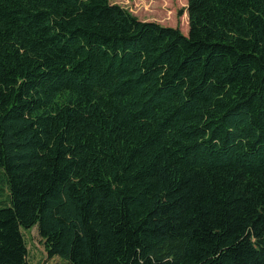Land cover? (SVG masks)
I'll list each match as a JSON object with an SVG mask.
<instances>
[{
    "label": "trees",
    "instance_id": "trees-1",
    "mask_svg": "<svg viewBox=\"0 0 264 264\" xmlns=\"http://www.w3.org/2000/svg\"><path fill=\"white\" fill-rule=\"evenodd\" d=\"M184 10L0 0V264H264V0Z\"/></svg>",
    "mask_w": 264,
    "mask_h": 264
},
{
    "label": "rangeland",
    "instance_id": "rangeland-1",
    "mask_svg": "<svg viewBox=\"0 0 264 264\" xmlns=\"http://www.w3.org/2000/svg\"><path fill=\"white\" fill-rule=\"evenodd\" d=\"M126 7L141 20L156 21L166 26H177L188 31V17L184 10L187 0H110ZM181 11V12H180ZM30 264H69L59 256L49 258L35 227L23 229Z\"/></svg>",
    "mask_w": 264,
    "mask_h": 264
}]
</instances>
